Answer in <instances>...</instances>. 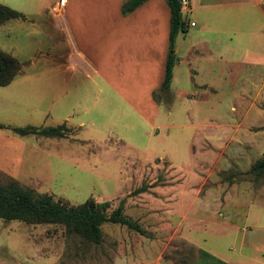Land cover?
Returning <instances> with one entry per match:
<instances>
[{"label":"rangeland","instance_id":"1","mask_svg":"<svg viewBox=\"0 0 264 264\" xmlns=\"http://www.w3.org/2000/svg\"><path fill=\"white\" fill-rule=\"evenodd\" d=\"M30 18L35 23L0 26V49L22 62L18 77L0 86V123H66L72 131L58 139L0 129V184L16 179L71 206L109 200V212L123 202L150 236L107 223L95 245L61 225L0 219V264H191L200 249L230 264H264V176L243 175L264 158V13L240 18L252 48L234 35V50L226 47L207 76L192 80L185 63L177 66L170 94L157 93L156 117L143 103L142 116L96 75L87 78L80 64L68 65L61 30ZM138 68L126 66V89L142 85ZM216 77L214 91L195 88ZM62 78L72 86L66 95H58ZM183 88L202 94L179 95ZM143 185L146 192L132 194Z\"/></svg>","mask_w":264,"mask_h":264},{"label":"crops","instance_id":"2","mask_svg":"<svg viewBox=\"0 0 264 264\" xmlns=\"http://www.w3.org/2000/svg\"><path fill=\"white\" fill-rule=\"evenodd\" d=\"M126 1L0 0V3L25 16V19L14 20L35 23L30 18L32 13L44 17L47 26L60 29L67 42L68 65L75 67L80 64L85 69L83 72H87V78L96 75L95 79L117 93L142 116V105L147 104L150 110L147 114L156 117L163 103L155 101L153 93L160 91L165 79L170 47V8L166 0H148L129 15H124L122 6ZM186 1L188 5L182 11L188 31L176 37L178 61L174 71L185 63L192 80L207 76L213 63L224 62L226 47L234 50V35H241L248 48H252V31L240 30V18L245 14L252 16L257 11L264 13V0ZM192 23L195 25L192 26ZM244 57V61L252 66V51L248 50ZM119 59L124 65L121 68L112 62L117 63ZM129 62H135L139 67L142 76L140 88L128 90L122 84L121 79L128 73L126 66ZM114 68L119 69L118 75L112 74ZM132 77L129 78L134 82ZM175 79L174 74L170 89ZM61 81L58 95H61L60 92L66 95L72 91V86L68 85L66 78ZM218 82L216 77L212 81L195 84V88L210 93L218 87ZM184 89L178 90L179 95L197 98L202 94L198 90ZM102 90L103 86L98 85L95 93L100 95Z\"/></svg>","mask_w":264,"mask_h":264},{"label":"trees","instance_id":"3","mask_svg":"<svg viewBox=\"0 0 264 264\" xmlns=\"http://www.w3.org/2000/svg\"><path fill=\"white\" fill-rule=\"evenodd\" d=\"M148 0H128L122 6L124 15H129ZM170 8V47L166 63L165 79L160 91L169 93L174 75V67L178 61L175 54V42L179 33L188 31V23L183 16L182 0H166ZM25 19V16L0 3V26L10 20ZM22 71V62L10 53L0 49V86L10 85ZM157 91L153 93L157 99ZM0 129H9L20 136L37 135L45 138H66L72 131L66 124L38 128L34 126L15 127L0 123ZM244 176L256 179L264 176V158L256 161L251 168L243 173ZM148 187L143 185L132 194L146 192ZM112 202H97L89 199L78 206H71L53 195L37 193L23 186L18 180L10 179L0 184V219L4 221H21L31 225L55 224L65 228L68 235H76L83 241L99 245L103 240L102 226L107 223L121 225L141 235L150 236L148 231L136 220L124 214V205L109 210ZM201 259L191 264H230L217 258L210 252L200 249Z\"/></svg>","mask_w":264,"mask_h":264},{"label":"built area","instance_id":"4","mask_svg":"<svg viewBox=\"0 0 264 264\" xmlns=\"http://www.w3.org/2000/svg\"><path fill=\"white\" fill-rule=\"evenodd\" d=\"M188 5V2L186 0H182V8L186 7ZM195 23H192V26H194Z\"/></svg>","mask_w":264,"mask_h":264}]
</instances>
